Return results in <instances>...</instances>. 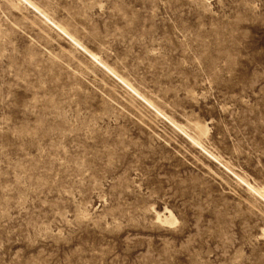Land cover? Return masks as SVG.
Listing matches in <instances>:
<instances>
[{
    "label": "rangeland",
    "instance_id": "rangeland-1",
    "mask_svg": "<svg viewBox=\"0 0 264 264\" xmlns=\"http://www.w3.org/2000/svg\"><path fill=\"white\" fill-rule=\"evenodd\" d=\"M0 264H264V0H0Z\"/></svg>",
    "mask_w": 264,
    "mask_h": 264
},
{
    "label": "bare ground",
    "instance_id": "bare-ground-1",
    "mask_svg": "<svg viewBox=\"0 0 264 264\" xmlns=\"http://www.w3.org/2000/svg\"><path fill=\"white\" fill-rule=\"evenodd\" d=\"M201 131V130H200Z\"/></svg>",
    "mask_w": 264,
    "mask_h": 264
}]
</instances>
